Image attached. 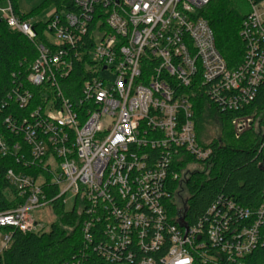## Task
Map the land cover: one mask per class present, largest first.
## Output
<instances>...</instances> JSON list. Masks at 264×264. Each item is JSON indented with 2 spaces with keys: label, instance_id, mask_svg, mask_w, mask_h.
Instances as JSON below:
<instances>
[{
  "label": "built area",
  "instance_id": "obj_1",
  "mask_svg": "<svg viewBox=\"0 0 264 264\" xmlns=\"http://www.w3.org/2000/svg\"><path fill=\"white\" fill-rule=\"evenodd\" d=\"M246 1L239 29L246 48L235 69L199 13L209 0H71L68 11L52 5L45 15L48 37L36 43L27 73L32 86L44 84L50 95L41 91L43 104L4 121L21 134L12 149L23 165L42 164L59 188L56 197L64 206L72 198L82 216L83 250L61 264H90L84 256L95 251L93 264H246L264 245V198L253 209L218 198L192 225L167 213L169 199L182 209L174 196L189 175L187 165L212 153L197 141L190 100L197 90L186 87L198 76L200 92L214 105L237 110L254 98L264 77V0ZM6 2L0 18L36 39L34 17L20 19ZM74 63L83 72L80 86L66 94L64 79ZM11 96L20 108L32 99L21 85ZM249 123L233 118L235 136ZM7 150L0 136V156ZM181 150L193 161L171 171L172 156ZM5 178L23 201L0 212V254L13 230H40L31 210L49 203L41 176L9 168ZM168 179L179 180L176 189L166 187Z\"/></svg>",
  "mask_w": 264,
  "mask_h": 264
},
{
  "label": "trees",
  "instance_id": "obj_2",
  "mask_svg": "<svg viewBox=\"0 0 264 264\" xmlns=\"http://www.w3.org/2000/svg\"><path fill=\"white\" fill-rule=\"evenodd\" d=\"M7 1L13 13L20 19L34 17L38 12L39 7L27 14L20 13L16 0ZM70 1L44 0L42 5H51V7L57 5L68 11L74 8ZM244 1L248 5L247 1ZM241 8V0H209L199 12L212 29L215 46L230 69H235L241 63L246 48L245 42L239 36L240 25L246 15L241 13ZM34 28L37 38L29 39L20 31L10 29L0 18V136L6 142L8 149L4 156H0V212L12 209L23 201L5 178L6 170L11 168L44 179L42 189L55 215V220L47 231L13 230L9 247L0 254V264H61L73 257H79L78 252L83 250L84 246L81 231L82 216L78 209L75 205L70 210L65 209L62 197H56L59 188L51 183L50 173L42 164L23 165L20 154L14 153L12 149L15 141L22 142L21 134L11 132L4 121L7 116L14 118L24 116L30 108L43 104L41 91H47L50 95L46 85L35 87L27 80L29 67L37 56L36 43L41 41L46 28V18L35 20ZM83 39L90 45L87 36ZM82 73L81 65L74 63L71 72L64 79L66 94L74 90L77 92ZM19 85L32 93V99L24 108L18 107L11 96ZM193 86L196 87L197 93L192 94L190 100L197 141L204 147H211L212 153L208 160L204 161L206 164L204 171L190 172L183 181L188 193L183 208L179 210L170 199L167 200L169 218L176 222V217L180 218L181 215L188 225L202 219L207 209L216 203L218 198L223 201L231 199L241 206L252 209L264 198V77L257 86L254 98L249 104L237 110L226 108L221 110L214 105L208 96L200 92L202 84L198 76L192 85L186 87V90ZM207 111L215 112L220 124V133L217 137L204 141L200 139L202 135L199 127ZM237 117H248L250 123L238 136H235L231 120ZM256 121L258 128L255 126ZM156 152L149 149L150 156L155 155ZM182 152L181 150L180 153L172 156L169 168L171 171H178L185 163L193 161L191 156ZM17 156H19L18 161H16ZM23 157L27 159L26 153ZM179 183L178 179H168L166 187L174 190ZM231 223L233 224V220ZM94 234L96 236L92 247L97 245V233ZM96 257L97 251L93 256H84V260L93 264ZM245 261L246 264H264V245L258 244L246 256ZM194 264L204 263L196 260Z\"/></svg>",
  "mask_w": 264,
  "mask_h": 264
},
{
  "label": "rangeland",
  "instance_id": "obj_3",
  "mask_svg": "<svg viewBox=\"0 0 264 264\" xmlns=\"http://www.w3.org/2000/svg\"><path fill=\"white\" fill-rule=\"evenodd\" d=\"M43 2L44 0H16L18 9L21 11V13L24 14H27L33 11L34 9H36L37 7H39L38 12L34 14L35 20L38 19L44 20L45 15L49 13L52 9L51 5H42ZM241 4H242L241 13H246L248 11V5L244 0H241ZM44 35L48 37L46 33H44ZM256 123L257 121L255 122V126L256 128H258ZM199 130L202 135L200 139L204 141H207L219 135L220 124L215 112L213 111L205 112ZM205 168H206V164L204 162L193 161L187 165L185 170L186 173L189 174L190 172L193 171H204ZM187 195H188L187 189L184 185H182L181 189H179V193L175 194L174 196V201L179 208H183V202L184 199H186ZM72 206H73V199L72 198L67 199L66 204L64 206L65 209L69 210ZM31 215L34 218V220L38 223V229L43 231H47L49 229L50 224L55 220V215L49 204L31 210Z\"/></svg>",
  "mask_w": 264,
  "mask_h": 264
},
{
  "label": "crops",
  "instance_id": "obj_4",
  "mask_svg": "<svg viewBox=\"0 0 264 264\" xmlns=\"http://www.w3.org/2000/svg\"><path fill=\"white\" fill-rule=\"evenodd\" d=\"M0 2H1V3H0V6H4V5H6V3H7L6 0H0ZM19 12L21 13L20 10H19Z\"/></svg>",
  "mask_w": 264,
  "mask_h": 264
}]
</instances>
